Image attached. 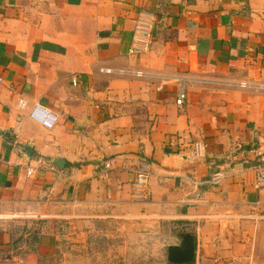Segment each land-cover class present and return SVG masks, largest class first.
I'll return each mask as SVG.
<instances>
[{
  "label": "crops",
  "instance_id": "1",
  "mask_svg": "<svg viewBox=\"0 0 264 264\" xmlns=\"http://www.w3.org/2000/svg\"><path fill=\"white\" fill-rule=\"evenodd\" d=\"M140 19L150 48L132 54ZM36 103L58 114L53 129L29 117ZM195 141L206 155L191 162ZM261 159L264 0H0V264H70L69 227L80 258L103 229L125 252L192 233V264H264Z\"/></svg>",
  "mask_w": 264,
  "mask_h": 264
},
{
  "label": "built area",
  "instance_id": "2",
  "mask_svg": "<svg viewBox=\"0 0 264 264\" xmlns=\"http://www.w3.org/2000/svg\"><path fill=\"white\" fill-rule=\"evenodd\" d=\"M150 37L151 28L150 23L143 19L138 21L136 29L134 31V36L132 40V45L130 47V52L132 54H141L149 51L150 48ZM79 81V77L73 79V83L76 85ZM187 99V91L184 85H182L178 91L176 104L182 107ZM27 102L24 99L19 100V106L25 108ZM29 117L42 125L44 128L53 129L59 120L58 114L41 103H36L32 106L29 111ZM206 149L205 145L201 141L193 142L191 149L188 154V158L191 162L199 161L205 158ZM116 159H109L103 163V168L101 169V175L106 178L109 176L111 170L114 168V163ZM151 165L150 162H144L135 171V176L132 181V197L135 200L147 201L150 198L149 180L151 175ZM34 172L32 167L28 168L27 175L31 176ZM255 172V182L254 188L258 191L264 190V160H259L254 166Z\"/></svg>",
  "mask_w": 264,
  "mask_h": 264
},
{
  "label": "rangeland",
  "instance_id": "3",
  "mask_svg": "<svg viewBox=\"0 0 264 264\" xmlns=\"http://www.w3.org/2000/svg\"><path fill=\"white\" fill-rule=\"evenodd\" d=\"M102 230L91 231L95 232L96 235L87 239L85 238L87 241L83 242L84 247L81 244L79 249L89 250L91 253V250L95 247L96 249L92 253L96 255L83 258L77 257V242L74 230H71V227H69L63 231V249L65 253H69L66 255H69L68 260L70 264H172L167 259L164 245L146 241L140 245L141 240H128V245H126L128 250L125 252L123 248L125 247L126 240L120 231L116 235L117 232L114 233L112 230L108 234H105ZM89 238H94L95 240H89Z\"/></svg>",
  "mask_w": 264,
  "mask_h": 264
},
{
  "label": "water",
  "instance_id": "4",
  "mask_svg": "<svg viewBox=\"0 0 264 264\" xmlns=\"http://www.w3.org/2000/svg\"><path fill=\"white\" fill-rule=\"evenodd\" d=\"M196 255V239L192 233L181 235L179 244L170 245L167 251V259L172 264H192Z\"/></svg>",
  "mask_w": 264,
  "mask_h": 264
}]
</instances>
